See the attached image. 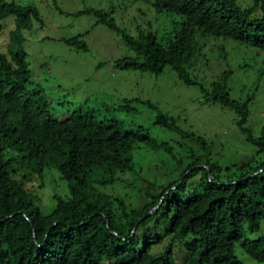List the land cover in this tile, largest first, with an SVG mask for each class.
<instances>
[{
	"label": "trees",
	"instance_id": "16d2710c",
	"mask_svg": "<svg viewBox=\"0 0 264 264\" xmlns=\"http://www.w3.org/2000/svg\"><path fill=\"white\" fill-rule=\"evenodd\" d=\"M153 4L181 17L161 41L151 31L130 35L114 22L111 10L85 8L77 14L92 13L96 23L120 32L134 50L114 60L118 69L156 74L168 65L185 83H196L189 67L205 36L230 39L264 55V0L247 6L237 0ZM10 14L15 31L7 50L0 51V264H175L176 242L185 251L181 264H244L236 245L264 262V129L255 136L246 125L250 96L243 101L229 96L230 69L211 82L206 98L234 110L236 125L258 157L221 166L202 135L163 113L156 114L154 124L176 135L166 140L82 108L53 117L43 91L28 87L30 71L20 46V30L38 18V10L0 0V19ZM62 41L86 48L78 36ZM141 148L158 155L165 181L145 179L134 200L126 191L103 190L123 188L126 173L135 186L142 175L133 151ZM51 172L66 181L67 193L53 192L47 201L34 183ZM155 245L161 249L153 250Z\"/></svg>",
	"mask_w": 264,
	"mask_h": 264
},
{
	"label": "rangeland",
	"instance_id": "374dc122",
	"mask_svg": "<svg viewBox=\"0 0 264 264\" xmlns=\"http://www.w3.org/2000/svg\"><path fill=\"white\" fill-rule=\"evenodd\" d=\"M11 1V0H8ZM31 4L38 10L30 26L20 30L21 48L30 71L31 87H38L49 100L50 113L63 118L82 108L97 117H114L124 128H145L151 137L166 140L176 136L173 131L154 124L157 113L174 118L184 130L202 135L210 147L212 160L221 166L239 164L253 158L255 146L245 140L236 125L234 110L208 100L207 92L213 80L226 69L229 96L240 101L250 96L246 125L257 136L264 129V55L251 46L230 39L205 36L192 59L189 72L196 83H185L166 65L160 73L133 69H118L114 60L134 55L120 32L96 23L92 13H78L85 8L111 10L114 22L127 33L154 32L158 41L170 34L181 17L166 10H157L154 0H12ZM241 6L252 0H237ZM16 20L10 14L0 19V51H6ZM78 36L86 48H75L62 38ZM17 48V42H11ZM138 98L154 106L130 100ZM145 148L133 151V162L140 167L142 177L132 187L130 174L122 176L121 185L102 187L107 192L126 191L134 200L135 188L146 185L145 179L165 181L166 169L158 155ZM35 177L34 191L49 201L53 192L65 195L66 181L56 172ZM155 177V178H153ZM40 183H43L39 186ZM255 235V234H254ZM252 235V236H254ZM155 245L153 250H160ZM175 264H181L185 251L181 242L173 246ZM235 253L244 264H264L251 258L235 246Z\"/></svg>",
	"mask_w": 264,
	"mask_h": 264
}]
</instances>
